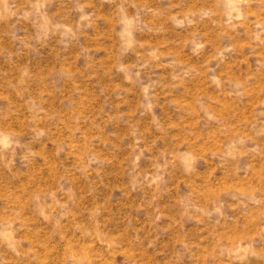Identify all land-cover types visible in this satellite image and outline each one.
<instances>
[{"label":"rangeland","instance_id":"rangeland-1","mask_svg":"<svg viewBox=\"0 0 264 264\" xmlns=\"http://www.w3.org/2000/svg\"><path fill=\"white\" fill-rule=\"evenodd\" d=\"M0 264H264V0H0Z\"/></svg>","mask_w":264,"mask_h":264}]
</instances>
